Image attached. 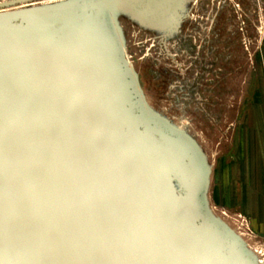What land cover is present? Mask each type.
Returning <instances> with one entry per match:
<instances>
[{"label":"water","instance_id":"95a60500","mask_svg":"<svg viewBox=\"0 0 264 264\" xmlns=\"http://www.w3.org/2000/svg\"><path fill=\"white\" fill-rule=\"evenodd\" d=\"M181 0L0 13V264H257L209 173L145 104L118 13L169 30Z\"/></svg>","mask_w":264,"mask_h":264},{"label":"rangeland","instance_id":"374dc122","mask_svg":"<svg viewBox=\"0 0 264 264\" xmlns=\"http://www.w3.org/2000/svg\"><path fill=\"white\" fill-rule=\"evenodd\" d=\"M65 1L68 0H0V13ZM181 2L179 16L183 21L178 22L179 28L169 30L167 25L148 24L121 12L115 16V22L121 36L124 59L137 77L145 104L195 148L209 173L212 186L214 173L224 160L238 159L246 152V147L253 145L251 142L256 136H264V0ZM182 25H185L183 37L180 36ZM184 37L192 42L194 39L200 42L212 40L215 46L219 42L225 50L221 53L225 58L230 56L232 61L236 56V60L243 63L245 69L236 86L233 85L234 77L230 78V89L234 92L205 93L207 101L203 102L199 95L191 93L189 97L178 93V85L170 83L171 90L167 95L160 93L159 81L153 80L154 72L166 73L167 77L172 76L175 80L171 71L178 72V69L174 67L172 58L159 55L161 51L155 49L159 46L156 43L152 45L147 39L153 40L150 42H158L159 39L162 42H179ZM207 103L213 106L205 108ZM207 204L214 217L245 244L257 264L264 262V224L257 226L258 234L241 215L215 205L209 189Z\"/></svg>","mask_w":264,"mask_h":264},{"label":"flooded vegetation","instance_id":"af4514ba","mask_svg":"<svg viewBox=\"0 0 264 264\" xmlns=\"http://www.w3.org/2000/svg\"><path fill=\"white\" fill-rule=\"evenodd\" d=\"M154 20H156L154 16L149 15L146 17V22H148V24L160 26L156 24ZM183 28L185 29V25L181 27V37H183ZM188 30L187 28L186 31ZM161 39H159L158 42H150L153 41L151 38L147 40L149 43H152V45L156 43L159 47L154 45L156 47L155 49L161 51L159 55L163 54L165 58H172L175 63L174 67L178 69V72L171 71L174 73L175 80L171 78L172 76L167 77L166 73L161 74L154 72L156 76L153 80L159 81L158 88L161 94L167 95L171 90L170 83L178 85L176 86L178 88V93L189 97L192 96L191 93H193V95L196 94V96L199 95V99L203 102L207 101V99L204 98L205 93L212 94L216 91L220 94H229L234 92L230 89V78L234 77L235 81L233 85L236 86L240 79V74L245 68L243 63L241 64L236 60V56L233 57L232 61H230V56L225 58L221 54L225 50L221 48L219 42H217L215 46V42H212V40L211 42H202L203 40L200 42L194 39L192 42L184 37L183 40L179 39V42H162ZM150 57L153 59L152 54H150ZM242 57L244 58V56ZM200 95L203 96L200 97ZM178 99L179 98H177V100ZM181 99L186 100V98L182 97ZM212 106V104L209 105V103H207L205 108H210Z\"/></svg>","mask_w":264,"mask_h":264},{"label":"crops","instance_id":"0c3cea01","mask_svg":"<svg viewBox=\"0 0 264 264\" xmlns=\"http://www.w3.org/2000/svg\"><path fill=\"white\" fill-rule=\"evenodd\" d=\"M251 143L238 159L224 160L212 186L209 178L208 189L215 205L235 211L258 231L257 226L264 224V136Z\"/></svg>","mask_w":264,"mask_h":264},{"label":"built area","instance_id":"2783aa9c","mask_svg":"<svg viewBox=\"0 0 264 264\" xmlns=\"http://www.w3.org/2000/svg\"><path fill=\"white\" fill-rule=\"evenodd\" d=\"M259 264H264V262H258Z\"/></svg>","mask_w":264,"mask_h":264}]
</instances>
